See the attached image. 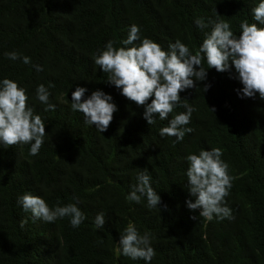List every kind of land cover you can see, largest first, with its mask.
Wrapping results in <instances>:
<instances>
[{
  "label": "trees",
  "instance_id": "obj_1",
  "mask_svg": "<svg viewBox=\"0 0 264 264\" xmlns=\"http://www.w3.org/2000/svg\"><path fill=\"white\" fill-rule=\"evenodd\" d=\"M259 2L0 0V81L11 79L26 89L28 106L42 118L46 132L35 156L31 144H0V264H264V100L258 94L241 99L243 85L234 67L217 72L205 59L206 80H194L195 87L180 93L168 120L156 116V123L148 125L144 107L108 84L109 74L94 62L108 41L123 47L120 42L133 24L141 39L164 50L180 40L195 54L212 31L209 21L229 23L237 37L244 20L264 27L253 18ZM197 19L207 27L199 28ZM10 52L21 59H9L5 54ZM24 56L29 64L22 62ZM41 84L55 110L45 111L47 105L37 99ZM76 87L87 89L82 101L96 90L112 96L117 111L106 132L72 110ZM185 104L194 109L185 126L193 131L180 142L161 137L160 129L187 111ZM213 148L222 150L221 159L229 165L232 186L225 204L231 219L209 221L186 205L195 202L188 192L186 157ZM145 169L161 199L155 208L144 196L140 203L126 198ZM26 193L53 209L76 204L86 219L76 228L70 217L51 223L35 219L17 202ZM100 213L105 223L97 228ZM129 224L149 235L155 252L151 261L122 254L120 236Z\"/></svg>",
  "mask_w": 264,
  "mask_h": 264
},
{
  "label": "clouds",
  "instance_id": "obj_2",
  "mask_svg": "<svg viewBox=\"0 0 264 264\" xmlns=\"http://www.w3.org/2000/svg\"><path fill=\"white\" fill-rule=\"evenodd\" d=\"M252 13L254 20L264 25V0L252 9ZM195 23L201 29L207 27L203 19H197ZM209 23L213 25L212 31L206 34L195 54L180 40L169 44L168 49L164 50L149 38L141 39L139 26L133 24L127 39L120 42L123 47H114V41H108L105 50L96 56L94 62L102 72L109 74L108 84L121 90L120 94L129 101L144 107L143 118L148 125L156 123V116L160 120H168L169 114L181 101L180 93L195 87L194 80H206L207 70L202 64L205 59L208 69L214 68L217 72L230 71L234 67L236 79L243 85L238 93L241 99H254L258 94L264 100V27L244 20L240 24L242 32L237 37L230 30L229 23ZM136 41L140 43L137 45ZM129 45L132 46L128 47ZM5 55L11 60L21 59L16 52ZM22 62L29 64L31 61L24 56ZM34 67L37 71H42L38 65ZM203 90L206 92L208 86ZM86 91V88L76 87L72 93V110L82 113L86 124L94 125L100 133L106 132L117 106L112 102L111 95L100 90L93 91L82 101ZM49 96L50 93L43 84L36 88L37 99L47 105L45 111L55 110V105L49 103ZM153 96L154 99L148 103ZM28 99L26 89L17 82L7 78L0 81V144L9 147L31 144L30 154L35 156L44 143L45 123L39 115H34L33 109L28 106ZM183 106L187 111L170 119L168 126L160 129L161 137H176L177 142H180L186 133L193 131L185 126L190 123L194 109L187 104ZM222 155L221 149L213 148L186 157L189 163L186 172L188 192L195 197V202L188 200L186 205L193 212L199 210V216L209 221L214 217L220 220L232 218L231 210L225 204L232 178L228 174L229 165L221 159ZM137 179L138 184L133 185L126 198L140 203L144 196L149 208L157 207L161 199L151 187L147 169L140 171ZM17 202L32 217L48 223L58 218L70 217L71 226L76 228L86 219L76 204L56 206L53 209L44 199L27 193L19 197ZM26 223L23 220L20 226L23 228ZM104 223V214H98L95 219L96 227L102 228ZM119 247L124 256L133 260L151 261L155 255L150 246L149 235H140L132 224L120 236Z\"/></svg>",
  "mask_w": 264,
  "mask_h": 264
}]
</instances>
